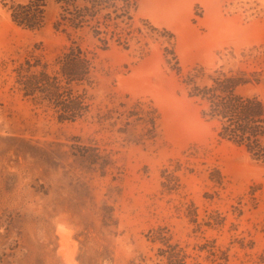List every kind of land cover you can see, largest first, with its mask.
Returning <instances> with one entry per match:
<instances>
[{"label": "rangeland", "instance_id": "1", "mask_svg": "<svg viewBox=\"0 0 264 264\" xmlns=\"http://www.w3.org/2000/svg\"><path fill=\"white\" fill-rule=\"evenodd\" d=\"M66 1L0 0V264H264V135L199 98L264 101V0Z\"/></svg>", "mask_w": 264, "mask_h": 264}, {"label": "trees", "instance_id": "2", "mask_svg": "<svg viewBox=\"0 0 264 264\" xmlns=\"http://www.w3.org/2000/svg\"><path fill=\"white\" fill-rule=\"evenodd\" d=\"M47 0H30L27 4H19L13 11V19L19 24L30 29L41 27L44 18L43 7ZM67 2L66 0H57ZM82 25L78 23L73 25V32H78ZM100 27L96 29V33L100 31ZM84 68L89 69V60L81 61ZM76 65H71L62 70V74L67 79L73 81L75 76H79ZM69 70V71H68ZM232 73V71H230ZM234 73V72H233ZM225 74V75H224ZM213 79V87L208 88L201 95L200 100L206 105L202 111L212 121L220 125L222 123V134L230 136V138L241 142L248 141L251 143L258 142L259 138L264 135V101L256 96H245L239 92V88L252 82L251 77L243 71L240 74H233ZM51 78L47 75V80ZM53 80V79H51ZM50 80V81H51ZM51 90L56 91L58 95L59 83L52 81ZM76 115H61L60 120H75Z\"/></svg>", "mask_w": 264, "mask_h": 264}]
</instances>
